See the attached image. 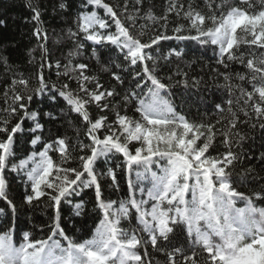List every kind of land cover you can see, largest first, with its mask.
Masks as SVG:
<instances>
[{
  "label": "snow or ice",
  "instance_id": "snow-or-ice-1",
  "mask_svg": "<svg viewBox=\"0 0 264 264\" xmlns=\"http://www.w3.org/2000/svg\"><path fill=\"white\" fill-rule=\"evenodd\" d=\"M143 4L144 0H135L129 12L130 0L115 6L106 0H86V7L94 6L104 15L98 11H82L76 19L77 30H68L72 38L83 34L85 41L116 46L123 54L128 69L122 70H131L133 80H138L135 89L139 91L131 90L122 97L125 106L135 104V112L139 114V119H135L121 114L119 103L110 102L119 93L114 88L105 89L97 76L86 74L87 63H72V57L81 55L83 43L77 42L76 50L69 53L64 71H57V76L75 81L77 88L72 89L67 82L57 88L48 82L45 69L53 67L47 55L48 32L41 27L40 8L29 0L27 7L35 25L32 35L38 42L41 58L35 74L36 86L31 87L30 79L22 74L13 75L0 100L3 105L0 107V200L5 202L13 219L11 227L0 233V264H155L149 247L164 254L165 264H264V206L256 204L264 200V189L246 196L233 185V168L241 159L233 145L246 139L239 126L264 129V51H260L264 50V0H220L219 3L205 0L206 11L188 0H168L161 16H156L151 7L143 12V18L152 22L153 34L146 40L149 24L142 25L136 35L131 30L136 26ZM58 7L64 10L68 5L60 0ZM170 16L185 21L171 28L172 35L167 34ZM173 39L215 46L217 64L225 69L218 73L224 81L220 87L229 94L226 108L215 105L225 113L215 124L190 121L165 98L164 93L171 85L157 74V59L152 50L161 41ZM242 47L247 50L242 51ZM34 52L35 49L29 51V63L35 60ZM92 55L99 58L95 49ZM182 55V51L171 49L163 59ZM234 63L246 71H230ZM0 64L5 66L7 74L10 71L7 57L0 55ZM114 66L121 68L120 64ZM55 67L61 68L60 61H56ZM103 70L110 71L119 84L124 83L118 72L107 66ZM177 75L185 77L177 83L187 87V73L177 72ZM167 79L172 80V76ZM52 90L85 123L84 135L89 143L79 142L78 148L88 154L74 156L67 138L56 136L44 143L41 151L12 165L14 170H22L31 161L26 171L30 191L25 194L24 203L33 205L47 197L56 213L46 238L34 239L31 232L23 231L17 246L14 241L17 206L7 194L5 173L14 156L15 137L24 131L26 120L34 124L29 129L33 134L30 143H41L42 136L36 133L42 132L44 125L37 119L39 113L30 111L29 106L34 97ZM49 99L54 101L56 96L50 95ZM92 104L100 112L110 109L115 119L109 123L107 115L93 118L88 110ZM45 115L52 120L58 118L53 112ZM217 136L223 137L221 143L226 150L213 156L210 150ZM134 142L139 146L133 150ZM50 152L58 153L59 160H53ZM114 154L123 158V167L129 176L134 167L143 168L144 172L136 175L148 180L150 187L134 184L129 179L127 201L105 200L101 180L110 179L111 186L118 189L116 169L122 165L107 167L105 171H97L96 166L107 163ZM261 160L264 161V155ZM73 163L77 166H71ZM153 167L157 171H152ZM84 189H94L96 208L102 218L90 239L76 242L61 227L59 213L62 202L71 203L69 198ZM136 191L141 193L139 199ZM237 200L244 201V206L237 207ZM82 209L83 202L75 205L77 215ZM3 212L0 208V213ZM133 215L139 230L122 228L121 222ZM178 228L183 229L191 245L188 253L183 246L171 244ZM57 236L67 242L66 247ZM162 242L171 245V250L160 247ZM197 249L204 254L202 262Z\"/></svg>",
  "mask_w": 264,
  "mask_h": 264
},
{
  "label": "trees",
  "instance_id": "trees-1",
  "mask_svg": "<svg viewBox=\"0 0 264 264\" xmlns=\"http://www.w3.org/2000/svg\"><path fill=\"white\" fill-rule=\"evenodd\" d=\"M60 0H31L33 6H38L42 12V29L48 32V60L52 62L53 67L45 69V77L50 84H55L59 88L64 83H70L72 89L77 88L75 81H68L64 76H57V71L63 72V65L67 64L69 53L76 50L77 42L83 43V49H80L81 55L72 57V63H87L89 68L86 74L95 75L99 78L101 84L105 89L114 88L119 95L111 98V103H119L121 114H127L130 117L139 119V114L135 112V104L124 105L122 97L129 91L135 89L131 70L128 69L127 63L123 59V54L116 46L112 45H96L91 41H85L83 34L77 38L69 36L68 30L71 28L76 31V19L82 11H98L101 16L103 11L96 9L94 6H85L86 0H63L68 7L64 10L59 9L58 4ZM106 2L115 5H122L123 0H106ZM135 0H130L129 12L132 11L131 5ZM188 2L196 5L200 10L206 11L204 4L205 0H188ZM220 0H214V3H219ZM29 0H0V55L7 57L10 71L5 74V66L0 64V100H2V92L7 83L10 82L13 75H23L30 79V86H36L35 74L37 72L38 64L40 62V50L38 42L32 35L34 22L31 19L32 13L27 7ZM168 0H144L140 16L137 18L136 26L132 28L134 35L138 34L140 27L149 24L147 36L153 34L151 21L143 18V12L148 8H152L156 16H161L167 7ZM219 14V12H217ZM123 19V15H122ZM185 23V21H177L174 16H170L169 31L167 34L172 35L171 28L175 24ZM159 27V25H156ZM114 31V27L111 29ZM188 34V33H184ZM195 34V33H192ZM35 49L33 56L35 60L29 63L31 57L29 51ZM93 49L98 54V59L92 55ZM176 49L182 51L181 57L172 56L168 60L163 57L167 55L169 50ZM246 51V47L241 48ZM264 51V50H260ZM259 54V52L257 53ZM152 55L157 59V74L164 80V82L171 85L170 89L164 93L165 98L169 99L176 111L184 115L190 121L198 123L215 124L220 120L222 115L216 107V104H221L226 108V101L229 99V94L220 85L224 81L222 76L218 73L225 71L222 65L217 64V51L215 46L211 44H200L198 41L185 40H168L161 41L159 46H154ZM56 61H60L61 68L55 67ZM111 61V63L109 62ZM151 65V62H149ZM120 64L121 68H116L114 65ZM107 66L111 71L118 72L123 80V84L115 81L111 72L104 71L103 68ZM232 72L246 71L243 66L239 64H232L230 66ZM135 71H139L136 68ZM179 73H187L188 85L184 86L182 83H177L184 79L183 75ZM172 76V80L167 78ZM199 83H196V82ZM248 90L251 87L245 84ZM139 91L138 89H135ZM147 90L146 88L144 89ZM55 95L56 99L50 100L49 96ZM0 107H3L0 103ZM30 111L39 113L37 119L44 125L42 132H37L36 135L42 136L41 143L32 145L30 143L33 134L29 131L34 126L31 120H26L23 128L24 131L17 134L15 137L14 156L10 158L9 167L6 169V179L8 181L7 194L17 206L16 212V232L14 241L19 245L21 242L22 232L29 231L32 233L34 239L46 238L50 234V226L52 219L56 213L50 206L47 197H42L33 205L24 203V196L30 191V184L27 181L26 171L31 167V161L25 169L14 170L13 164H18L20 160L27 159L33 152H38L43 149V144L54 139L56 136L66 137L72 150L73 155H86L88 153H81L78 148V143H89L87 137L84 135L86 130L85 123L81 118L71 112L69 105L60 97L58 92H46L41 96L34 97L31 102ZM89 112L93 118L99 115H107L111 123L115 119L114 113L109 109L105 112H100L95 104L89 106ZM47 112H53L58 118L50 119L45 115ZM63 113V114H61ZM243 119V117H241ZM15 118H13V123ZM219 128L220 125H217ZM239 131L246 136V139L240 144H234L233 150L240 153L241 159L239 163L233 168V185L240 192L245 193L246 196L252 195L254 192H259L264 189V161L261 156L264 155V129L257 126L255 129L250 125H240ZM223 137L217 136L214 147L210 150L211 155L216 156L222 154L226 149L221 143ZM138 144L133 143L134 150ZM53 160H59V154L50 152ZM116 164H121V168L117 171L118 189L111 186L110 179L101 180L102 196L105 200H125L129 196L128 180L131 179L134 184H140L147 188L150 187L148 180H141L137 177V172L143 173V168L132 169L129 176L123 167V158L118 154L108 158V162H100L97 164V171H105L107 167H115ZM71 166L76 167L73 163ZM251 170V171H249ZM152 171H157L156 167ZM243 175V179H241ZM141 193L136 191V198L139 199ZM146 198V197H145ZM71 203L62 202L60 209L61 227L64 229L66 235L71 237L76 242H82L85 239H90L94 233L96 225L102 218V213L96 208L95 191L94 189H84L79 195H73L69 198ZM83 202V209L80 215L76 214L75 205ZM244 201L237 200L236 206L243 207ZM257 206H264V200L256 201ZM0 208L4 209L0 213V233L6 231L13 222L10 210L6 208L5 202L0 200ZM134 212V210H133ZM121 227L137 228L139 230L137 221L134 217H130L126 221L121 222ZM146 238V237H145ZM56 239L61 241L63 246H67V242L62 237L57 236ZM171 244L176 246H183L185 252L188 253L191 245L188 244L182 228H178L176 234L171 237ZM160 247L171 250V245H166L163 242ZM149 253L155 264H165L166 257L163 253L149 247ZM197 254L203 261L204 254L197 249Z\"/></svg>",
  "mask_w": 264,
  "mask_h": 264
}]
</instances>
